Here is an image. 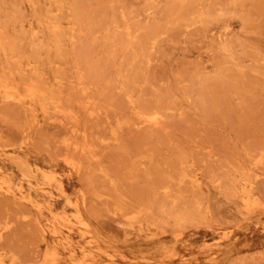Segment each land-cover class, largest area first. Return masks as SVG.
<instances>
[{
    "label": "rangeland",
    "instance_id": "1",
    "mask_svg": "<svg viewBox=\"0 0 264 264\" xmlns=\"http://www.w3.org/2000/svg\"><path fill=\"white\" fill-rule=\"evenodd\" d=\"M0 264H264V0H0Z\"/></svg>",
    "mask_w": 264,
    "mask_h": 264
}]
</instances>
